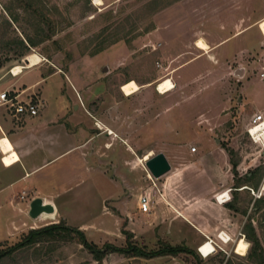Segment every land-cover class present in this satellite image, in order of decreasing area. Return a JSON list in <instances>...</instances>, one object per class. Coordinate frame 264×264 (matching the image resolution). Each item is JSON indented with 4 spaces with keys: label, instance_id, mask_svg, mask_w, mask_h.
I'll return each instance as SVG.
<instances>
[{
    "label": "rangeland",
    "instance_id": "374dc122",
    "mask_svg": "<svg viewBox=\"0 0 264 264\" xmlns=\"http://www.w3.org/2000/svg\"><path fill=\"white\" fill-rule=\"evenodd\" d=\"M30 1L40 13L38 15L51 19L54 32L49 40L29 45L26 37L29 36L33 40L42 37V29L36 30L34 26L37 13L31 8L23 10L18 0H0V79L15 81L28 67L36 64L41 66L42 69H38L40 72L46 73L55 67L65 72L46 81L47 107L53 110L55 106L59 108L62 105L88 125H91L93 120L84 109L88 108L90 112L100 111L101 116L104 115L107 124L115 132L111 137H106L111 145L108 152L117 159V169L125 174L127 181L137 185L142 183L144 186L150 184L146 174H149L150 178H156L145 167V161L141 160L143 154H151L147 152L150 148L166 149L179 144L190 148L200 144L199 152L205 148L202 146L203 142L222 144L234 150L233 158L237 162L238 159H243V167L246 169L264 166L263 148L253 142L246 132L251 113L255 110L247 104L240 105L242 102L239 101L243 95L251 96L257 105L260 103V97L255 91L251 92L250 89L247 94L241 88L246 80H251L255 86H264L263 79L258 76V68L251 65L244 76L243 73L238 75L230 68L221 67L214 56L203 54V51L196 48L190 54L193 59L181 72H170L164 68L163 63H168L169 60L162 52V45L157 42L158 38L162 40L164 34L157 37L158 35L151 32L158 22L164 24L178 20V8L167 9L157 18L162 9L159 8L173 0H103L102 6L94 5L92 0ZM6 7L17 15V20L9 17ZM109 10L112 12L107 17ZM151 21L154 28L145 32ZM105 25H109L108 28L99 34ZM208 26L214 34L223 32L218 23ZM40 27L44 29V33L47 32V25L41 23ZM116 31L119 36H135L130 42L122 39L94 55L88 54L97 41L108 38ZM139 33L141 34L138 35ZM18 39H22L27 45L22 56L18 55L21 50ZM5 40L9 41L6 46L3 44ZM178 46L179 43L173 45ZM18 64L21 65L22 71L14 73L12 69ZM36 71H25V79L32 78ZM166 76L171 78L175 86L167 93L159 94L154 87L155 83ZM153 77L156 78L153 83L140 87L141 82ZM55 85L61 87L63 96H55ZM73 102L79 106L78 109L72 105ZM81 123L78 122L76 126ZM129 147L133 152H130L132 150ZM172 152L173 150L168 151V154L175 162L177 152ZM206 153L210 154L211 151ZM207 157L210 161V156ZM111 162L114 164L115 161ZM111 177L121 180V177L115 176L114 173ZM260 178H264V169ZM94 179L96 189L92 188L91 184L88 187L82 186L79 196L63 195L58 201L62 214L58 215V219L63 217L65 220L62 221L72 227L86 224L79 229L83 231L87 241L105 251V244L124 247L128 233H131L129 239L146 250L156 249L167 242L172 245H185L192 252L144 258L109 250L97 261L93 253L75 238L51 239L16 250L1 259L0 264H257L247 257L253 245L244 228L248 218H251L254 226L264 264V206L259 210H254L253 207L255 194H261V188L264 187L255 189V194L251 190H245L244 193L234 191L235 189L231 191L237 213L229 220L234 224L233 228H226L228 225L224 227L231 239L227 243L219 241L217 233L222 230H218L216 235L213 234L210 238L216 241L220 248L216 247L215 252L203 257L197 251V246L207 237L196 247L191 246V239L196 235L191 225L178 217L173 219L170 230L160 225L164 222L163 215H152L149 212L139 216L143 221L137 226L135 217H138V214L132 216L137 212L136 198L131 194L132 188L124 185L122 181H108L107 178L103 180L97 176ZM104 196L112 198L106 202V213L102 208ZM212 200L215 201L213 197ZM201 207L197 206V209ZM211 207L215 216L219 209L214 205ZM124 208L133 214L120 215ZM214 216H211L212 219ZM53 217V213H43L40 220L45 221L34 224L35 228L57 221L47 220ZM27 219L29 222L34 221L31 217ZM29 229L31 228L20 230L8 238L5 224L1 222L0 248L17 243ZM239 232L248 242L244 255L236 253L234 248L235 241L241 236ZM6 236L7 238L3 239ZM222 237L226 238L223 234ZM201 250L206 255L208 251L213 250V246L207 242Z\"/></svg>",
    "mask_w": 264,
    "mask_h": 264
},
{
    "label": "crops",
    "instance_id": "0c3cea01",
    "mask_svg": "<svg viewBox=\"0 0 264 264\" xmlns=\"http://www.w3.org/2000/svg\"><path fill=\"white\" fill-rule=\"evenodd\" d=\"M170 8L179 9L178 20L173 23L167 21L164 24L158 22L151 32L158 35L157 37L162 34L165 36L162 35V40L157 39L158 44L162 45L163 54L169 60L168 63H163L164 68L170 72H181L193 59L190 56L193 49L202 51L195 46V40L201 37L207 45V51L202 53L214 56L221 67L230 68L238 75L243 73L242 76L251 65L256 66L259 72L264 71V32L260 27L261 20H264V0H176L162 8L157 18ZM211 23H218L223 32L214 34L208 26ZM175 43H179V46L173 47ZM38 69L42 68L36 64L25 70L26 72L37 70L28 80L25 79V71L15 81L0 79V91L12 89L17 93L18 99H33L41 104L37 115L25 117L18 122L11 117L5 106L0 104V223L5 224L8 238L20 230L35 228L34 224L45 221L40 220L42 214L38 218H32L34 221H28L29 203L33 198L40 197L44 202L54 206L52 212L54 217L47 220H65L63 217L58 219V215H62L58 205L60 197L68 194L77 197L81 194L82 186L88 187L89 184L96 189L94 177L97 176L103 180L107 178L108 181H122L124 185L132 188L131 194L136 198L137 212L134 215L124 208L120 215L138 214V217H135L137 226L143 221L139 216L144 213L163 215L164 222L160 225L170 230L173 219L179 217L195 229L196 235L191 239V246L196 247L204 238H210L218 230L227 231L224 229L225 226L228 225L226 227L228 229L233 228L234 224L229 221L232 215L237 213V207L232 200L233 189L244 193L245 190L254 191L264 187V178L260 180L259 177L257 188L253 186L254 180L245 179V175H250L248 171L252 169L243 167L242 158L238 159L234 174L229 154L224 146L211 142H203L202 146L205 148L200 152V144H197L194 151L185 144L158 150L150 148L147 150L151 152L150 156L155 152L164 153L170 169L161 176L154 177L156 179L146 174L150 184L145 186L142 183L137 185L127 181L125 174L117 169V159L108 152L111 145L106 137H111L110 135L115 132L107 124L104 115L101 116L100 111L90 112L88 108L84 109L93 120L92 124L88 125L62 105L50 110L47 107L45 83L63 71L57 67L46 73ZM155 79L153 77L144 80L139 85L147 86ZM255 85L251 80H246L241 88L247 94L250 89L251 92L255 91L260 97L257 99L260 103L257 105L251 96L242 95L239 99L242 102L240 105L247 104L249 108L255 110L251 116L254 113H261L264 118V86ZM53 90L56 97L63 96L60 86L55 85ZM73 104L76 109L79 108L76 103ZM78 122L82 123L76 126ZM125 148L127 150L126 146ZM129 148L132 150L130 152H133V149ZM171 150L177 152L175 162L168 154ZM208 150L211 151V155L206 153ZM12 154H16V157L10 164H5L4 157ZM207 155L210 156V161ZM111 160L115 161L114 164ZM208 163L210 164L206 165ZM112 173L121 177V180L112 178ZM237 180H243L244 184L234 187ZM223 192L228 193L230 197L220 202L216 196ZM143 194L148 197L147 211L139 208L140 196ZM110 199L112 198L105 196L102 198L105 213L108 212L106 202ZM191 203L193 204L190 206ZM228 204H233L235 209L229 208ZM212 205L219 209L215 216ZM193 206L196 207L192 208ZM197 206L202 207L197 209ZM211 216H214V219ZM85 225L77 224L76 227L82 228Z\"/></svg>",
    "mask_w": 264,
    "mask_h": 264
},
{
    "label": "trees",
    "instance_id": "16d2710c",
    "mask_svg": "<svg viewBox=\"0 0 264 264\" xmlns=\"http://www.w3.org/2000/svg\"><path fill=\"white\" fill-rule=\"evenodd\" d=\"M18 1L20 2V5L22 6L23 10H28L31 8L33 9L34 12L37 13V15L40 14L38 10L34 8V4H32L30 0H18ZM174 1L176 0H173V2ZM171 3L172 2H167L163 4L159 9L166 7L167 5ZM6 11L12 20L14 21L17 20V15H15L12 11H10L9 7H6ZM111 12L112 11L110 10L108 11L107 17H109V14H111ZM37 15H36L37 19L35 21L34 26L36 30L42 29L41 30L42 37H40L37 40H33L29 36L26 37V40L29 43V45H36L40 43L41 41L43 42L45 40H49L51 38L50 37L51 34L54 32V30L52 29L53 27L51 26L52 24L51 19H49V17L45 15H38V16ZM5 20L7 21V23H9L7 19ZM41 23L48 26L47 32L44 33V29L40 27ZM108 26L109 25L103 26L99 34L103 33L108 28ZM153 28H154V24L151 21L149 27L145 28V32ZM117 34L118 33L116 31L110 34L108 38L107 37L102 38L100 41H97V43L93 46V49H91L88 52V54L94 55L98 53L99 51L103 50L104 48H106L107 46L114 44L115 42L122 40V39H124L125 42H130V40L135 36L133 35L131 38H127V37L119 36ZM140 34L141 33H139L138 35ZM18 42L21 44V47H20L21 50L18 52V55L22 56L25 54L24 51L27 49V45L23 42L22 39H18ZM3 44L4 46H6L9 44V41L5 40ZM224 148L229 154L230 162L232 164V170L235 174L236 173L235 169H236L238 162L233 158L234 150H232L231 148L225 145H224ZM263 169H264V166L258 165L254 169L248 171L250 172V175H245V179L247 181L249 180L255 181V183H253V186L255 188H257L258 186L259 177L261 176V172L263 171ZM256 177H257V180H255ZM242 181L243 180H237L235 183L236 185L234 187H240L241 185H243L244 183H242ZM216 197L218 201L223 202V201H226L230 196L228 193L223 192L221 194H218ZM263 206H264V188L260 196L254 199V203H253L254 210H259ZM228 207L235 209L233 204H228ZM244 228L247 230L248 237L253 243L252 248L250 252L248 253L247 257L249 258L250 261H253L257 264H263V254L260 250L259 242L256 238L255 229L251 222V218H248V222L244 224ZM128 236L131 237V233H128ZM129 237L126 240L127 242L124 247H115L109 244H105L103 245V247L107 250L104 251V249L97 247L94 243L87 241L82 230H80L77 227H72L70 225H67L62 220H59L57 222L48 223V224H45L37 228H31L29 229L27 234L24 235V237L17 243L13 244L10 247L0 248V260L3 259L4 257L10 256L16 250L25 249L26 247L32 246L34 244H37L43 241H48L51 239L71 240L74 238L79 243L84 245L91 253H93L94 258L97 261H100L104 257L105 253L108 252L109 250L120 252L125 255H129V256L133 255V256H140L144 258H150V257L160 256V255L175 256L179 253H191L192 252L191 249L187 248L185 245H180V244L172 245L167 242L162 243L156 249L146 250L134 244L129 239ZM80 264H85V263H80ZM225 264H229V263L226 262Z\"/></svg>",
    "mask_w": 264,
    "mask_h": 264
},
{
    "label": "built area",
    "instance_id": "2783aa9c",
    "mask_svg": "<svg viewBox=\"0 0 264 264\" xmlns=\"http://www.w3.org/2000/svg\"><path fill=\"white\" fill-rule=\"evenodd\" d=\"M258 74L260 78L264 79V71H260ZM0 104L5 106L7 112L11 115V117H13V119L16 122L24 119L25 117H31L37 115L39 108L41 106L39 101H34L33 99H27V100L18 99L17 93L12 89L11 91L7 89H3L2 91H0ZM254 127H257V132H255V134L252 133L251 131V128ZM246 132L248 133L249 137L253 142L260 144L261 147L264 149V118L261 113H254L251 116L249 126L246 128ZM195 148H196L195 146H192L190 150L194 151ZM148 176L150 175L148 174ZM251 191L253 194H255L253 190ZM255 196L259 197L260 193L259 194L256 193ZM139 208L142 211H147L149 209L148 197L146 194L140 196ZM222 234L225 235L226 238H223ZM239 235H241L239 239H241L244 236L241 232H239ZM217 239L223 243H227L231 238L229 235L226 234V232L219 231L217 233ZM207 242H210L212 244L213 250H211L210 252L208 251V253L204 255V253L201 250V247ZM216 247L220 248L219 244L216 241H214L212 238L207 237V239L204 242H202L197 246V251L201 256L206 257L212 254L213 252H215Z\"/></svg>",
    "mask_w": 264,
    "mask_h": 264
},
{
    "label": "bare ground",
    "instance_id": "6f19581e",
    "mask_svg": "<svg viewBox=\"0 0 264 264\" xmlns=\"http://www.w3.org/2000/svg\"><path fill=\"white\" fill-rule=\"evenodd\" d=\"M92 3L94 5H97V6H102L104 2L102 0H92ZM260 27H261L262 31L264 32V20H261ZM195 46L198 49H201L203 52L207 51L206 42L201 37H198L195 40ZM12 70L14 71V73H20L22 71V67L20 64H18ZM174 86L175 85H174L173 81L171 80V78L166 76V77L158 80L155 83L154 87L159 94H164V93H167L168 91L172 90L174 88ZM251 130H252V128H251ZM255 132H257V127H255L252 130V133L255 134ZM150 155H151L150 153H146L143 155V157L141 159L143 161H145L146 159H148L150 157ZM15 157H16V154H12L10 156H5L4 157L5 164H10ZM239 238L235 241V245H234L235 252L238 254L244 255L246 250H247V247H248V242L243 237L241 239H239Z\"/></svg>",
    "mask_w": 264,
    "mask_h": 264
},
{
    "label": "water",
    "instance_id": "95a60500",
    "mask_svg": "<svg viewBox=\"0 0 264 264\" xmlns=\"http://www.w3.org/2000/svg\"><path fill=\"white\" fill-rule=\"evenodd\" d=\"M145 167L153 177H159L170 169V164L162 152H157L145 160ZM54 206L44 202L40 197L33 198L29 203L28 215L35 219L43 213H52Z\"/></svg>",
    "mask_w": 264,
    "mask_h": 264
}]
</instances>
